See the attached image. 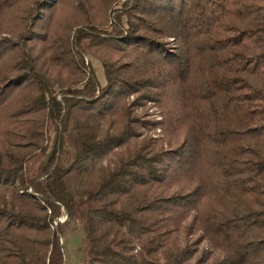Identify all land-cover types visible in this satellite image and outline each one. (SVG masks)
<instances>
[{
	"label": "trees",
	"instance_id": "1",
	"mask_svg": "<svg viewBox=\"0 0 264 264\" xmlns=\"http://www.w3.org/2000/svg\"><path fill=\"white\" fill-rule=\"evenodd\" d=\"M114 2L0 0V264H264V0Z\"/></svg>",
	"mask_w": 264,
	"mask_h": 264
},
{
	"label": "rangeland",
	"instance_id": "2",
	"mask_svg": "<svg viewBox=\"0 0 264 264\" xmlns=\"http://www.w3.org/2000/svg\"><path fill=\"white\" fill-rule=\"evenodd\" d=\"M55 0H46V2H50V3H53ZM127 0H116V2H114L112 4V9L110 8L109 10V13H108V21L106 24L102 25V26H99L98 28L102 31H104V29H107L108 26L110 24H112V22L114 21V15L112 13V11L114 9H118L120 6H122L124 3H126ZM123 22H124V27L127 26L126 24V18H123ZM85 62L88 63L89 62V59L88 57L85 58ZM100 72V70H99ZM99 90H97L98 92ZM145 110V113L143 114V119L144 118H148V119H158L160 120L161 119V115L159 113V107L152 103V102H147L146 103V108H144ZM143 110H141L140 106L137 107V109H135V112L136 113H141ZM151 133H154L151 131ZM153 137H157L159 135H162L160 134V129L157 128V130H155V134H152ZM160 137V136H159ZM42 158H43V153L41 152H37L33 157L29 158L26 162H25V173H27L28 176H33L35 175V173L37 172V169L39 167V164L40 162L42 161ZM30 190V189H28ZM66 219V216L65 215H62L60 216L57 220L59 222H63L64 220ZM73 239L75 240V242L73 244H69L67 247L69 249L66 250L67 252V257L70 259V262L72 264H77L78 261L82 258V250L78 251V244H79V236L78 235H75L73 237ZM60 244L62 245L63 244V239H60Z\"/></svg>",
	"mask_w": 264,
	"mask_h": 264
}]
</instances>
